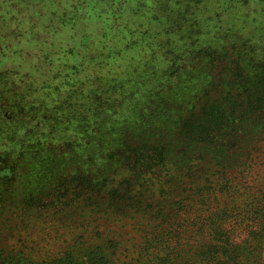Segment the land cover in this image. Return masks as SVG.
Segmentation results:
<instances>
[{
    "label": "trees",
    "instance_id": "1",
    "mask_svg": "<svg viewBox=\"0 0 264 264\" xmlns=\"http://www.w3.org/2000/svg\"><path fill=\"white\" fill-rule=\"evenodd\" d=\"M156 1L165 14L155 16L168 21L140 31L139 44L170 67L111 54L107 64L118 70L96 79L104 93H94L95 110L85 107L87 83L58 87L46 136L0 158L8 171L0 174V224L47 225L25 237L32 250L1 248L0 264H145L154 254L167 261L180 227L199 233V221L206 229L219 216L224 229L236 222L213 202L243 194L250 170L264 164V37L249 36L244 14L264 0H189L179 12ZM137 227L140 239L124 242ZM50 241L65 247L50 253ZM110 242L118 251L128 244L119 254L129 262Z\"/></svg>",
    "mask_w": 264,
    "mask_h": 264
},
{
    "label": "rangeland",
    "instance_id": "2",
    "mask_svg": "<svg viewBox=\"0 0 264 264\" xmlns=\"http://www.w3.org/2000/svg\"><path fill=\"white\" fill-rule=\"evenodd\" d=\"M188 1L168 0L170 10H184ZM156 2L0 0V158H13L12 152H17L24 141L31 138L36 142L46 136L45 129L52 126L50 115L58 107L57 101L61 97L57 95L58 87L65 90L78 82L87 83L86 95L92 94L85 107L95 110L91 107L96 101L94 93H104L103 87L100 88L103 83L96 79L118 70L117 65L107 64L110 61L106 57L111 54L143 61L149 67L154 64L159 69L169 68L171 64L160 63V58H157L158 62L152 61L144 54L147 51L144 44H139L140 31H156L161 29L160 23L168 21L167 18L158 20L155 16V11L159 16L165 14V10H157ZM195 3L191 7H199L203 2L195 0ZM244 14L249 16L248 22L252 24L249 36L264 37V3L251 2L245 7ZM209 17L214 21L212 26L218 27L220 19L213 14ZM227 18L224 16L222 20ZM124 50L129 52L124 53ZM119 64L125 65L124 60ZM0 172L1 176L8 173L1 164ZM250 172L252 178L246 184L247 191L229 200L213 202L215 207L225 205L232 210L236 218L234 224L224 229L221 221L224 216H219L216 225L208 229L204 226L206 220L203 224L196 223L194 228H201L199 233L193 231V227L189 230L186 226L180 227L182 232L171 239L170 250L162 254L167 261L155 259L154 254L145 264H264V164ZM232 208L237 209L233 211ZM27 225L21 220L12 225L4 219L0 224V249L16 246L21 247L20 250H32L34 240L27 242L25 237L40 235L47 225L40 228ZM141 231L145 230L133 229L124 242L140 239ZM104 236L109 235L103 232ZM41 238L48 244V239ZM49 244L50 253L65 247L61 243L55 246L51 241ZM186 245L190 247L186 257H182ZM108 247L118 259L129 262V258L124 257L126 254H119L128 244H123L119 251L117 242H110ZM132 263L142 264L143 261Z\"/></svg>",
    "mask_w": 264,
    "mask_h": 264
}]
</instances>
